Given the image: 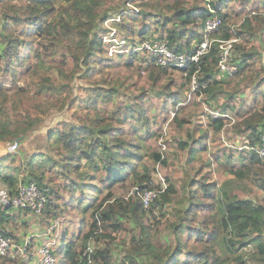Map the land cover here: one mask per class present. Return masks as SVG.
Instances as JSON below:
<instances>
[{
    "label": "trees",
    "instance_id": "trees-1",
    "mask_svg": "<svg viewBox=\"0 0 264 264\" xmlns=\"http://www.w3.org/2000/svg\"><path fill=\"white\" fill-rule=\"evenodd\" d=\"M125 1L0 0V60L4 66L0 73L12 72L14 84L15 66L31 76L39 74L11 93L0 84V141L22 135L20 142L26 141L39 121L36 115L50 107L53 99L74 109V120H61L49 130L55 151L46 159L49 168L55 169L50 183L43 182V170L32 164L35 156L24 166V181L34 180L52 190L36 218L48 222L43 229L65 216L61 214L62 190L68 193L64 206L78 216L74 238L65 230L53 247L58 264H74L89 241L95 247L94 264H264V161L230 144L235 141L229 142L228 151L219 145L224 128L231 136H242L241 144L246 145H254L264 134V91H260L261 103L254 101L244 108L236 105L248 85L258 80V88L264 79V0L208 1L222 18L214 36L238 38L233 44L237 63L233 75L218 69L217 42L198 62L181 69L158 67L145 52H128L129 46L152 37L166 41L175 51L191 50L202 39L207 0H141L139 12L128 18L122 15L115 22L123 28L120 39L125 40V51L107 55L114 41L104 45L103 37L111 28L103 22L124 10ZM51 2L62 4L52 15ZM231 13L241 17L238 24L230 22ZM135 25L142 28L137 30ZM44 28L48 46H64L58 71L65 82L38 71L44 60L35 46L36 35ZM68 58L72 66L66 70ZM193 73L207 85L188 95ZM78 79L86 85V94L60 96L62 91L72 92ZM155 99L161 102L157 112L152 110ZM210 110L221 114L213 115ZM199 117H205L203 124ZM160 141L180 151L178 164L186 172L180 184L166 170L170 155ZM214 144L217 151L207 155ZM1 159L14 162L16 154L9 152ZM9 167L10 171L0 170V183L14 193L22 166ZM158 170L167 185L149 209L143 208L138 196L115 194L118 184L124 193L133 185L139 190L156 188ZM216 172L241 181L245 189L229 186V178L217 186ZM179 173L176 168L175 178L179 179ZM57 176L68 182L57 183ZM103 189L107 190L101 194ZM21 212L27 215L30 211L0 208V232L16 243L21 241L8 230V223L20 220ZM163 217L167 226L161 224ZM166 228L172 240L164 244L160 235ZM247 246L252 249L235 254ZM117 248L118 253L114 252ZM32 255V250L24 255H0V264H25V258L33 260Z\"/></svg>",
    "mask_w": 264,
    "mask_h": 264
},
{
    "label": "rangeland",
    "instance_id": "rangeland-1",
    "mask_svg": "<svg viewBox=\"0 0 264 264\" xmlns=\"http://www.w3.org/2000/svg\"><path fill=\"white\" fill-rule=\"evenodd\" d=\"M135 1H140V0H135ZM134 5L138 6V4L136 2H133ZM202 3H205V0L202 1ZM50 7V15L56 13L58 10L61 9L62 4H55V3H50L49 4ZM227 11L231 10V7L229 6L228 8H226ZM141 10V9H140ZM261 10H264V7L261 8ZM135 12H128V13H124L122 11H120L117 16L115 17H111L109 19H106L103 23L105 26H108V28H112V30L104 35L103 40H104V45L108 46V42L110 41H114V44H111L110 46H108V51H107V55H115V53L119 52V51H125L123 49V46L125 45V43H120L121 41H123L124 39H120L121 35L120 34H124L123 32V28H118L115 24V22H117L118 19V15H120V19L123 16H125L126 18H128V14H132ZM232 16L230 17V22H234V23H239L241 20L240 16H236L235 14L231 13ZM113 19V20H111ZM119 19V20H120ZM118 20V21H119ZM135 28L138 30L140 28H142L141 26H137L135 25ZM46 32L47 29L44 28L41 32H38L36 35V43L35 46H39L40 48V52H41V56L42 59L44 60V65L38 70L39 73L44 74L46 73L47 75L51 76L54 80H57L59 82H65L67 79L64 78V75H62L59 71H58V65L60 64L61 60H62V54L65 52L64 46L62 44H57L55 47H51L48 46L49 40L46 37ZM110 33H113V35L111 36ZM125 41V40H124ZM193 43V42H192ZM44 45H47V48L44 47ZM193 45H196L193 43ZM133 47L129 46L127 49L128 51L131 50ZM120 49V50H118ZM20 51H22V47L19 48ZM142 52V51H139ZM147 54V53H146ZM148 55V54H147ZM149 56V55H148ZM48 66V67H47ZM72 66V63L70 62V59L68 58V61L66 63L65 69L69 70ZM3 64L0 60V68H3ZM15 69L17 70L16 73V82L15 84L13 83L14 81L12 80V72L6 71L3 73H0V84H2L7 91H9L10 93L16 88H20V87H25L26 85H28L29 83H31V80H36L39 78V74L37 75H33L31 76L30 74H28V72L25 69H21L18 66H15ZM108 69V68H107ZM143 75H146V71H142ZM264 76V74L262 73V77ZM131 81V79H130ZM258 81V80H257ZM253 85H248L247 88L245 90H243V95L240 94L238 95V100H237V108H244L245 106H249L250 104H252L254 101H257L259 103H261L262 97H261V93L260 91H264V79L259 83L258 88H256V82ZM135 83H137V81H135ZM76 85V87H75ZM75 85H73V91H62L60 96H65V94H67V96H71L76 94H86V90H85V86L83 84V81H81L80 79H78L75 83ZM30 88H32V86H30ZM191 91H187L188 95ZM58 96V97H60ZM50 102V107H48L47 109H45V111L39 115H36V117H38V122L36 123V125L33 126L34 130L32 132H30L29 137L26 141L24 142H20L23 138L24 135L19 136L18 138L11 140V141H4V146L5 148H7V144L13 141H16L18 143V150L16 151V159L14 162H9V164L12 165H19V161L21 160V155H23L24 153L25 155V160L24 163L28 160H31V156H35L33 158V165L37 170H43V175H44V183L45 184H49L50 182L48 181V179L51 176H54L55 172L53 170H55L54 168L51 170L50 164H48V162L46 161L47 158H51L49 156L55 154V151L52 149V146L50 144V141H52L54 139L53 135L49 134V130L50 128H52L54 125H56L57 122H60L61 120H74L72 119V111L74 110L73 108L71 109H67L66 106H60L59 104V100L58 99H53ZM155 106L154 108H152V110H154V112L159 111L158 109L161 106V102L157 99H155ZM244 106V107H242ZM207 107H204V111H206ZM81 108H78V110L80 111ZM173 114V113H172ZM10 116L13 117V114L11 113ZM12 117H10L12 119ZM14 120V119H13ZM199 123H204L205 122V117H199L198 119ZM20 126H22L23 124H19ZM167 133V126L165 125L163 127V135L166 138L168 135ZM232 134L229 132L228 129L224 128L221 133L219 134V145L220 147L224 146L226 151L229 150V142L231 141H235V142H231L230 144H235L232 146H240L242 140V136H240V138H238V136H231ZM21 143V144H19ZM160 145L162 150L166 149L169 151V159H168V166L166 168L168 174H171V177H173V182L176 184H180V180L183 176L186 175V172H184L183 168L181 167L180 163L178 164V156L177 154L180 153V151H178L174 146H171V148L166 147V144L162 141H160ZM212 146V145H211ZM236 148V147H235ZM7 150V149H6ZM172 151H174L172 153ZM216 152V148H215V144L213 146V148L211 147V149H209L207 151V155L210 156V154L212 152ZM185 151H183L182 153H184ZM23 153V154H22ZM185 156V155H184ZM23 158V157H22ZM175 162L176 165H173V163ZM23 163V164H24ZM22 166V165H20ZM25 165H23L22 168H24ZM179 170V179L174 175V171L175 169ZM26 168L21 170V174L22 177H24L26 175ZM191 172V171H190ZM19 175V176H20ZM214 180L216 181L217 186H220V182L223 181V179L225 178H229L230 179V183L229 186H238L241 185L239 187L244 188L243 186L244 183H242L241 181L235 180L234 178H231L230 175L227 174H222L219 175L217 172L214 174ZM162 179H164V174L162 171L158 170V172H156V174L154 175V182L157 184L156 188H153L154 190H158L159 189V185H160V181H162ZM56 182L63 184L62 182L65 181L62 178H58V176L56 177ZM133 186H137V185H133ZM243 186V187H242ZM116 195H126L127 192H129L130 188L124 193L125 188H123L120 184L116 185ZM49 188L51 189V187L49 186ZM107 189H103L100 193L103 194L106 192ZM62 197L60 199V202L62 203V207H61V214H64L66 212V210L70 213H68L66 215V218L63 219L61 222H63V224L66 226V228H73V221L77 222L76 218V214L74 212H72L69 208L65 207L63 202L64 200L68 197V193L65 192L64 190H62ZM181 192H179L178 194V198H180ZM260 196H262V194H260ZM157 213V210H156ZM66 214V213H65ZM149 217H146L145 219H148ZM25 220V218H24ZM151 220V218L149 219V221ZM39 223L41 224V226H45L46 224H48V222L44 219H42V217H40L38 219ZM161 221L164 226H167V222H165L164 217L161 218ZM26 223H28L27 221H24ZM23 220H20V222H17L16 224L13 223L12 221V227H9V229H12V233L14 234V236L16 238H18L22 243L25 240L27 235H23L25 234V230L28 231L27 228L25 227ZM78 226V225H77ZM40 227V228H42ZM10 231V230H9ZM161 243H168L171 242L172 237H171V233L170 231L166 228L162 233H161ZM20 242V243H21ZM41 243V242H40ZM34 245L30 246L28 249V252L30 251V248L33 247ZM37 247V246H36ZM252 249L251 246H247L246 248H243L242 250H239L237 252H235V254L239 253V252H243V251H248ZM119 249L117 248V250L115 249L114 252H117ZM217 251L219 253V249L217 248ZM27 252V253H28ZM33 252V258L35 257L34 255V251ZM118 253V252H117ZM118 256V254L116 255V257ZM28 258V256H27ZM32 258V259H33ZM34 260V259H33ZM33 260H31V262L29 264L33 263ZM21 260L19 259L16 263L20 262ZM119 261V258H117L115 260V262ZM14 264V263H13Z\"/></svg>",
    "mask_w": 264,
    "mask_h": 264
},
{
    "label": "built area",
    "instance_id": "built-area-1",
    "mask_svg": "<svg viewBox=\"0 0 264 264\" xmlns=\"http://www.w3.org/2000/svg\"><path fill=\"white\" fill-rule=\"evenodd\" d=\"M207 0L208 13L206 14L203 22V34L202 39L189 51H175L171 49L166 41L158 40L156 38H147L141 41L140 44L134 46L128 52L142 51L149 55L153 60V63L161 68H185L190 62H198L202 55L207 53L211 45L214 42L218 43L219 54L217 60V66L220 72L228 75H233L237 71V63L235 62V56L233 53V44L238 41L237 37L230 39L216 38L214 34L218 32L222 23L221 16L215 12L210 3ZM136 2L138 6L134 5ZM140 1L126 0L125 7L122 12H139ZM118 15L117 21L120 19ZM113 20V19H111ZM113 28V27H112ZM111 28V30H112ZM111 36L113 33H110ZM120 43H125L121 41ZM120 50V49H118ZM2 55V47L0 46V56ZM261 61L264 65V50L261 52ZM207 85V81H199L196 73L191 75L189 82V95L202 87ZM208 109V108H206ZM213 115H219V111L210 110ZM225 114V113H224ZM223 115V114H222ZM233 119V117H231ZM239 149H246L252 151L253 154L260 157L264 161V134L260 136V139L254 145L241 144ZM7 150L12 153H16L18 150V143L16 141L9 142L7 144ZM25 177V176H24ZM22 175L19 176L18 184L15 192L13 193L6 185L0 183V208H15L18 210H28L35 214H42L45 205L48 202L51 189L48 186H40L34 180L24 181ZM160 181L159 189H142L139 190L137 186H131L129 192L125 197L138 196L143 204L144 209L151 207L152 201L157 197L159 192H162L166 188L165 178ZM60 221L54 219L52 223L46 228L42 234L52 235L53 238L44 242L37 249V256L39 264H58V259L53 253V247L55 245V238L58 236V228ZM38 236V234H36ZM33 234L25 237L24 242L16 243L12 237L5 236L0 232V255H24L28 252L29 247L33 243ZM95 247L92 241H89L85 248L82 250L79 259L74 264H94L95 262Z\"/></svg>",
    "mask_w": 264,
    "mask_h": 264
},
{
    "label": "crops",
    "instance_id": "crops-1",
    "mask_svg": "<svg viewBox=\"0 0 264 264\" xmlns=\"http://www.w3.org/2000/svg\"><path fill=\"white\" fill-rule=\"evenodd\" d=\"M19 144H21V143H19ZM3 146H4V141H0V170L3 171V172H5V171H10L9 165H11V164H9L10 160H4L3 161L1 159L5 154L9 153V151L6 150L7 148H5ZM10 153H12V152H10ZM25 155H26L25 153L23 155H21V160L22 161H19V163H18L19 165H22V167H23V165H25V163H24ZM65 182H68V181L65 180L62 183L64 184ZM65 213H64L65 216L63 218H57V219H59L60 224H59V228H58V231H59L58 236L55 238V245L60 243L61 236H62L63 231L66 230L67 235L69 237H73L74 238V235H76L77 230H78L77 222H74L73 221V228H66V226L63 224V222H61L63 219L66 218V215L68 213H70V212H68L66 210ZM21 215L22 216H21V219L20 220H23V222L24 221H27L28 222V223L24 222V224H25V227L24 228H27L28 231L25 230V232H24L25 234H23V235H27V234L28 235H30V234H35L36 235L37 233H42V232H44L46 230V229H43V227L41 226V224L39 223V221L36 219L38 217V214H35L33 212H29V214L25 215L24 213L21 212ZM75 216H76L75 219L78 220V216L77 215H75ZM24 218H25V220H24ZM20 220L13 221L12 219H10V221L8 223V226L9 227H12V221H13L14 224H16L17 222H20ZM40 227H42V228H40ZM33 237H34L33 238V245L34 246L30 248V251L31 250L34 251L35 257L33 258L34 260H33V263L32 264H39L38 256H37V250H38L37 247L39 245L43 244L44 242L50 240L51 238H53V231H52V235L51 236L50 235L42 234L41 236H33ZM23 262H25V264H29L31 261H28V259L25 258V260Z\"/></svg>",
    "mask_w": 264,
    "mask_h": 264
},
{
    "label": "bare ground",
    "instance_id": "bare-ground-1",
    "mask_svg": "<svg viewBox=\"0 0 264 264\" xmlns=\"http://www.w3.org/2000/svg\"><path fill=\"white\" fill-rule=\"evenodd\" d=\"M180 69H181V68H180ZM55 219H57V218H55ZM44 232H45V231H44ZM42 233H43V232H42ZM42 233H37V234H38V236H41ZM33 235H34V236H37V235H35V234H33ZM33 238H34V237H33ZM32 245H33V243H32ZM32 245H31V246H32ZM41 245H42V244H41ZM39 246H40V245H39ZM39 246H38V247H39ZM38 247H37V248H38Z\"/></svg>",
    "mask_w": 264,
    "mask_h": 264
}]
</instances>
